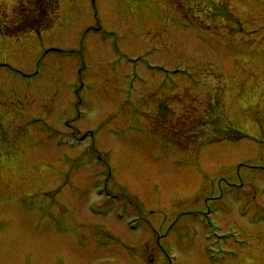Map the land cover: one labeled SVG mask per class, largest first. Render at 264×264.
I'll return each instance as SVG.
<instances>
[{"label":"rangeland","instance_id":"1","mask_svg":"<svg viewBox=\"0 0 264 264\" xmlns=\"http://www.w3.org/2000/svg\"><path fill=\"white\" fill-rule=\"evenodd\" d=\"M0 140V264H264V0H58L0 32Z\"/></svg>","mask_w":264,"mask_h":264},{"label":"trees","instance_id":"2","mask_svg":"<svg viewBox=\"0 0 264 264\" xmlns=\"http://www.w3.org/2000/svg\"><path fill=\"white\" fill-rule=\"evenodd\" d=\"M57 8L58 0H18L14 12L17 20L10 24L3 21L0 24V32L8 35H18L27 31L40 32L52 24Z\"/></svg>","mask_w":264,"mask_h":264},{"label":"flooded vegetation","instance_id":"3","mask_svg":"<svg viewBox=\"0 0 264 264\" xmlns=\"http://www.w3.org/2000/svg\"><path fill=\"white\" fill-rule=\"evenodd\" d=\"M157 104H158V102H157ZM163 108V107H162ZM161 107H160V109H162ZM0 141H3V140H0ZM207 214H209V212L207 213ZM201 216H202V214H200ZM199 217V216H198ZM202 253H204L203 251H202ZM207 258H208V253H207Z\"/></svg>","mask_w":264,"mask_h":264}]
</instances>
